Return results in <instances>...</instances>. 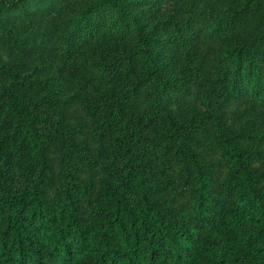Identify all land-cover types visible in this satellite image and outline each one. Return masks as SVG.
Returning a JSON list of instances; mask_svg holds the SVG:
<instances>
[{
  "label": "rangeland",
  "instance_id": "1",
  "mask_svg": "<svg viewBox=\"0 0 264 264\" xmlns=\"http://www.w3.org/2000/svg\"><path fill=\"white\" fill-rule=\"evenodd\" d=\"M89 1L0 0V63L25 76L18 94L47 111L52 119L59 118L63 127L55 126V133L38 155L37 181L44 202L56 197L60 188L65 132L74 139L82 209L99 202L103 189L111 186L125 188L131 199L146 185L159 189L172 202L190 197L192 173L178 138L167 130L170 117L185 125L189 148L207 167L209 199L215 200L226 178L212 121H224L234 128L246 156L262 167L264 106L232 91L227 59L232 47L247 43L250 59L258 53L264 60V38L260 42L264 0H129L143 7L145 27L157 24L163 39L154 47L157 57L165 60L164 69L178 71L172 75L177 86L162 99L158 87L146 83L145 75L134 74L141 59L129 74L110 72L131 49L134 30L104 10L93 13L90 31L85 28L75 33L71 29L72 15ZM229 15L230 21L223 19ZM98 67H104L105 72H97ZM135 76L138 86L130 90ZM6 83L0 73V91ZM129 90L131 93H123ZM123 94L125 112L142 125L134 132L132 152L124 165L115 149L122 134L120 126L114 118L108 125L102 124L104 105ZM15 139L0 104V140L14 154ZM10 174L9 169L0 179L3 199Z\"/></svg>",
  "mask_w": 264,
  "mask_h": 264
},
{
  "label": "trees",
  "instance_id": "2",
  "mask_svg": "<svg viewBox=\"0 0 264 264\" xmlns=\"http://www.w3.org/2000/svg\"><path fill=\"white\" fill-rule=\"evenodd\" d=\"M100 10L135 32L131 49L110 72L129 74L139 58L134 74L145 75L146 83L156 85L160 99L173 93L177 83L172 75L178 71L164 69L165 60L157 57L154 46L163 37L157 24L144 26L142 6L129 0H90L72 15L71 29L90 31L89 21ZM262 38L264 29L260 42ZM248 48L244 43L229 50V85L252 104L264 106V60L258 53L250 59ZM97 72L104 73L105 68L98 67ZM0 73L7 79L0 104L16 137L15 154L0 140V179L11 172L4 199L0 194V264H264V164L258 167L250 161L234 128L224 121L211 123L226 169L215 200L208 198L210 176L188 146L185 125L170 117L167 130L178 138L192 173L188 199L172 202L150 185L140 187L131 199L125 188L111 186L103 189L99 202L82 209L74 139L64 131L60 188L56 197L44 202L37 159L55 126L63 130L62 124L18 94L25 78L19 71L0 63ZM137 77L130 90L137 88ZM125 97L107 101L102 123L108 125L114 118L122 130L115 147L122 165L132 152L134 132L142 128L125 112Z\"/></svg>",
  "mask_w": 264,
  "mask_h": 264
}]
</instances>
